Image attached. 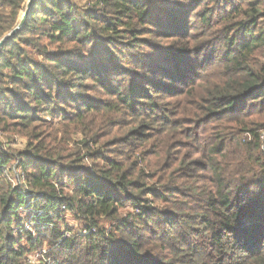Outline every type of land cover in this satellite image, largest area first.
Here are the masks:
<instances>
[{
    "label": "trees",
    "instance_id": "trees-1",
    "mask_svg": "<svg viewBox=\"0 0 264 264\" xmlns=\"http://www.w3.org/2000/svg\"><path fill=\"white\" fill-rule=\"evenodd\" d=\"M4 135L0 264H264V0H34Z\"/></svg>",
    "mask_w": 264,
    "mask_h": 264
},
{
    "label": "rangeland",
    "instance_id": "rangeland-1",
    "mask_svg": "<svg viewBox=\"0 0 264 264\" xmlns=\"http://www.w3.org/2000/svg\"><path fill=\"white\" fill-rule=\"evenodd\" d=\"M0 142L8 144L6 148L10 147L12 150H15V151H22L25 148V143H26V141L23 138L19 136H13V135L0 136ZM68 218H69V225L71 227L74 228L78 226L77 228H80V225H78V223L74 221L70 217V215H68Z\"/></svg>",
    "mask_w": 264,
    "mask_h": 264
},
{
    "label": "water",
    "instance_id": "water-1",
    "mask_svg": "<svg viewBox=\"0 0 264 264\" xmlns=\"http://www.w3.org/2000/svg\"><path fill=\"white\" fill-rule=\"evenodd\" d=\"M34 0H30L27 4V11L24 13L23 18L18 26V28H16L13 32H11L10 34H8L7 36H5L1 42H0V52L3 49V47L5 46V44H7L11 39H13L16 34L18 33V31H20L24 25L26 24L28 17H29V10L31 9L32 5H33Z\"/></svg>",
    "mask_w": 264,
    "mask_h": 264
},
{
    "label": "built area",
    "instance_id": "built-area-1",
    "mask_svg": "<svg viewBox=\"0 0 264 264\" xmlns=\"http://www.w3.org/2000/svg\"><path fill=\"white\" fill-rule=\"evenodd\" d=\"M30 228H31L30 225H28V226L26 227L27 230H29ZM84 234L86 235V233H84Z\"/></svg>",
    "mask_w": 264,
    "mask_h": 264
}]
</instances>
